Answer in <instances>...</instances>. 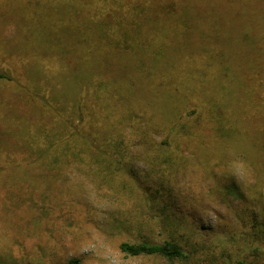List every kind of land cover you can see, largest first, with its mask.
<instances>
[{"label":"trees","instance_id":"1","mask_svg":"<svg viewBox=\"0 0 264 264\" xmlns=\"http://www.w3.org/2000/svg\"><path fill=\"white\" fill-rule=\"evenodd\" d=\"M229 1L232 9L237 5L243 29L228 18L227 8L224 11L223 3ZM23 9L24 16L35 19L41 18L42 10L49 16L47 22H33L34 29L28 19H15L11 44L16 55L22 47L30 50L21 57L26 69L39 77L40 86L29 93L41 97L39 111L47 115L46 120L31 117L39 122L25 138L10 132L15 126L0 133V143L11 147H0L4 163L17 160L13 141L15 151L17 145L24 147L26 179L46 181L87 159L99 172L107 164L114 172L130 173V147L154 151L146 154L152 171L160 170L168 178L177 170L193 168L176 157L177 147H230V142L246 136L264 153V0H26ZM0 33L5 38L1 25ZM4 51L0 81H13L17 61L12 51ZM213 51L218 54L208 58ZM200 75L207 84L204 78L197 80ZM54 85L58 94H50ZM155 124L163 134L159 140L150 138ZM1 125L8 126L7 120ZM205 127L213 136L203 134ZM112 153L120 155V167L111 161ZM37 165L45 172H35ZM18 167L17 162L13 171ZM159 181L162 187L156 191H166L165 182ZM135 186L124 178L120 196ZM162 200L153 196L147 201L160 207L152 220L167 224L173 214ZM255 230L245 244L255 261L264 264V221H258ZM120 248L131 256L161 255L171 261L191 255L173 236L161 242L142 236L123 241ZM68 264H78V259Z\"/></svg>","mask_w":264,"mask_h":264},{"label":"rangeland","instance_id":"2","mask_svg":"<svg viewBox=\"0 0 264 264\" xmlns=\"http://www.w3.org/2000/svg\"><path fill=\"white\" fill-rule=\"evenodd\" d=\"M25 3L26 0H0V25L6 33L5 38L0 37L2 53L4 49L12 52L16 49L11 50L16 20L28 19L32 29L33 22L49 21L48 12L43 10L38 19L24 16ZM226 8L228 18L243 29L237 5L232 9L229 1L223 3L224 11ZM25 49L20 48L17 55L13 52L17 79L0 81V133L4 128L15 126L10 132L24 138L30 136L32 125L39 122L31 120L34 114L41 120L47 118L39 111L41 97H32L29 93V89L37 92L40 84L36 73L25 67L26 59L21 56H27L23 52H30ZM216 54L213 51L207 57ZM199 78L202 82L204 77L198 76V81ZM204 79L207 84L208 80ZM54 88L55 85L50 94L59 93ZM28 99L32 104L25 101ZM52 118L51 125H55L57 115ZM5 120L6 127L1 125ZM150 133V138L157 140L163 135L156 127ZM203 134L210 137L214 133L205 127ZM3 143H0L2 149L11 148ZM230 143V147H177L176 157L191 163L193 168L177 170L169 178L160 170L152 171L146 154L154 151L130 147L126 166L132 169L130 173L114 172L104 163L105 169L99 172L100 168L87 159L85 164L74 162L61 176L49 175L46 181H40L26 179L23 171L28 163L24 159V147L17 145L15 151L17 143L13 141V155L17 160L4 163L0 158L3 173L0 176V264H68L75 259L78 264H236L243 259L247 264L251 261L259 264L245 241L254 236L258 221H264L263 148L255 147L246 136ZM211 152L215 154L209 155ZM110 157L119 165V154L112 153ZM17 162L20 167L13 171ZM35 172L45 171L37 165ZM124 178L134 186L133 181L137 182L142 189L135 186L120 196ZM161 179L167 190L158 193L156 188L162 187ZM153 196L162 198L161 204L171 205L168 212L173 216L169 223L152 220L160 211L154 201L151 205L147 201ZM142 236L156 242L173 236L191 252L190 258L171 261L161 255L131 256L121 250L123 241L134 242Z\"/></svg>","mask_w":264,"mask_h":264}]
</instances>
